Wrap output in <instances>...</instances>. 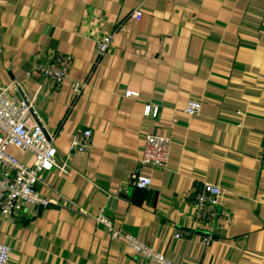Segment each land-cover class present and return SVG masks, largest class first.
Here are the masks:
<instances>
[{
    "label": "crops",
    "instance_id": "0c3cea01",
    "mask_svg": "<svg viewBox=\"0 0 264 264\" xmlns=\"http://www.w3.org/2000/svg\"><path fill=\"white\" fill-rule=\"evenodd\" d=\"M105 33L112 42L97 57ZM45 49L72 57L59 86L26 76ZM13 80L64 165L37 191L67 203L0 215L8 264H152L110 239L93 219L101 211L176 264H264V0H0V85ZM71 80L85 81L80 94ZM189 100L201 104L195 116L183 112ZM84 130L90 148L77 153ZM147 135L169 141L165 168L140 163ZM132 175L150 187L133 188ZM204 184L223 191L224 216L197 224L192 200Z\"/></svg>",
    "mask_w": 264,
    "mask_h": 264
},
{
    "label": "built area",
    "instance_id": "2783aa9c",
    "mask_svg": "<svg viewBox=\"0 0 264 264\" xmlns=\"http://www.w3.org/2000/svg\"><path fill=\"white\" fill-rule=\"evenodd\" d=\"M141 10L136 8L132 17L140 19ZM112 33H105L96 39V56H102L110 47ZM72 57L69 54L45 49L36 54L31 70L26 76L38 74L52 80L56 86L70 79ZM21 81L13 80L5 85H0V215L3 219L20 213L24 206L32 209H45L49 206H59L67 203L64 198L59 201L43 198L37 191V186L43 183V175L52 169L63 170L64 165L56 162V148L54 135L47 132L43 118L36 109L32 98L22 93ZM85 81H70V88L74 95H78L85 88ZM126 96H137V93L126 91ZM201 104L189 100L183 110L187 116L199 113ZM144 116L156 117V108L146 106ZM91 144V132L84 130L74 135L71 148L77 153H85ZM13 148L19 153H29L33 156V163L27 166L21 163L8 149ZM169 141L166 138L147 135L140 163L155 169L166 167L168 159ZM130 182L133 188L145 190L150 187V178L132 175ZM223 197V191L215 185L204 184L193 196V218L198 223L211 222L219 216H224L217 210ZM96 224L105 228L112 241L123 240L133 253L141 259L152 264H176L165 256L156 253L151 248L138 241L130 234H125L115 229L110 219L99 212L93 217ZM176 239L181 237L180 232L174 234ZM208 238L203 239L207 244ZM10 250L0 244V264H8Z\"/></svg>",
    "mask_w": 264,
    "mask_h": 264
},
{
    "label": "water",
    "instance_id": "95a60500",
    "mask_svg": "<svg viewBox=\"0 0 264 264\" xmlns=\"http://www.w3.org/2000/svg\"><path fill=\"white\" fill-rule=\"evenodd\" d=\"M36 209L38 210V212L42 210V208H36Z\"/></svg>",
    "mask_w": 264,
    "mask_h": 264
}]
</instances>
